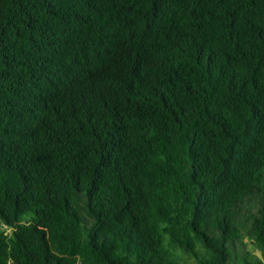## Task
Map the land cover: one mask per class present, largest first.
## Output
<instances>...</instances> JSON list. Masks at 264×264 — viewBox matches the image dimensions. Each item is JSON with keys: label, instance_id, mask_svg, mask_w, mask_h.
I'll return each instance as SVG.
<instances>
[{"label": "trees", "instance_id": "trees-1", "mask_svg": "<svg viewBox=\"0 0 264 264\" xmlns=\"http://www.w3.org/2000/svg\"><path fill=\"white\" fill-rule=\"evenodd\" d=\"M0 264H264V0H0Z\"/></svg>", "mask_w": 264, "mask_h": 264}, {"label": "rangeland", "instance_id": "rangeland-1", "mask_svg": "<svg viewBox=\"0 0 264 264\" xmlns=\"http://www.w3.org/2000/svg\"><path fill=\"white\" fill-rule=\"evenodd\" d=\"M8 232H9V233H11V231H10V230H8Z\"/></svg>", "mask_w": 264, "mask_h": 264}]
</instances>
